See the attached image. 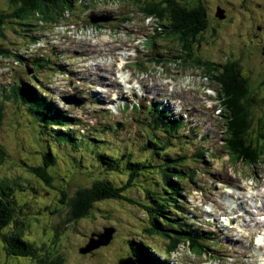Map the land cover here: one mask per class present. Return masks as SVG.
Listing matches in <instances>:
<instances>
[{"label":"rangeland","instance_id":"rangeland-1","mask_svg":"<svg viewBox=\"0 0 264 264\" xmlns=\"http://www.w3.org/2000/svg\"><path fill=\"white\" fill-rule=\"evenodd\" d=\"M237 1L241 0H204L211 19L203 37L207 38L209 42L201 41L196 44L197 46H193L194 56H200L203 60L212 59L223 62L225 60L223 46L226 40H234L235 44H239L236 34L244 30V20L240 22L236 14L229 12L230 9L226 8L227 5L237 3ZM255 1L250 0L252 10L256 9L254 8L256 6H253V4L256 5ZM77 3L78 5L74 6L69 16L60 20L56 25L37 21L35 14L28 19H21L19 22L5 23L2 31L3 38L0 37V46L12 53L23 54L26 57L33 54V59L42 58L44 60L39 61L41 65L33 71L37 75L36 81L27 74V68L26 70L24 68V64H26L28 69H31L34 65L30 62L25 61L22 64L17 63L13 57L0 56V101H2L0 150L3 154L0 162V179L3 178L24 187L21 192H17L15 199V205L20 203V213L17 210L13 216V220L23 222L22 238L33 244L38 255L49 256L46 258L47 261L60 256L63 264H116L118 259L132 255L129 247L130 241L150 245L149 251L151 250L160 260L169 261V264H264V246L257 244L259 235L264 230V226H261V223L264 222V205L258 197L259 195L264 198L259 192H264V160L260 161L257 167L251 169L246 168L240 162H233L235 165L233 170L236 174L230 175L228 170L232 171V169H229L230 165L225 162L227 157L217 143V139L222 134V127L218 124L214 125L210 121L208 111L204 112L206 105H202V100L199 102L198 110L204 111L198 112L196 109L198 113H205H202L204 119L201 130L196 133L198 143L200 142L197 146L208 147L209 153L218 155V159L209 165L210 171H205L199 161L192 162L189 168L199 171L195 174L193 183L190 184L183 182L182 174L169 172L168 175L171 176L173 183L166 188H157L156 196L158 199H162L163 203L171 206L174 202L182 213L190 212V216L193 218V221L190 220L192 224L195 222L196 228L209 234L211 239L216 242L208 247L211 256H202V254L194 256L186 246L182 245L176 248V253L170 255L162 253V249H165L162 240L143 231L147 221L141 208L135 204L126 203L124 200L99 201L90 208L84 217L73 221L70 201H67L73 193L75 194V190L82 186H89L96 178L109 179L113 184L119 185L122 180L121 176H126V172L124 174L120 170L107 172L104 169L106 165H100V158L111 160L118 158L120 165L133 160H143L149 157L150 150H146V147L148 149L150 146L152 135L148 133L146 122L142 119L143 112L135 113L134 120H130V115H132L130 112L119 116L104 113L101 105L96 103L99 97L98 93L94 95L86 88L85 82L90 80V74H83L84 70H79V66L74 63L77 60L75 57L66 56L68 45L63 42L64 50L56 52L55 48L46 44H50L51 39L55 38L58 27L68 20L76 19L77 22H82V25L78 26L80 28L87 25L86 16L91 11L97 14H110L115 20L98 26H89V29L85 30V34L92 32L96 38L109 40L111 44L118 39L132 38L138 28H157L155 19L146 18L137 11L133 0H105L102 6L91 4L87 7L83 6L84 0ZM6 7L5 0H0V11ZM217 7L227 9L229 16L225 15L222 20H219L220 18L215 13L218 11H216ZM261 13L263 14L262 19H264V13ZM125 17L127 20L122 21L121 19ZM235 20L239 23H232ZM254 31L257 30H254L253 27L249 33ZM33 38H37V41L33 42ZM162 41L165 40L162 38ZM44 45L46 46L34 52L36 48ZM147 45L148 42L145 43V46ZM167 45L170 48V54L168 51L164 52L162 58L166 62L159 63L157 67L147 63H142V65L146 69L161 71V74L165 75L167 72L173 71L171 74L179 76L180 70L182 73L195 72L198 81L208 83L207 79L209 78H201L199 69L186 66L183 61L179 62L178 59H171L174 53L182 57L185 56L181 55L178 44L173 45L171 42ZM113 47L114 44L111 48ZM98 53L96 52V56ZM61 54H65L62 59ZM89 59L90 56H88V65L97 61V64L100 65V69L89 65L91 73L103 68L105 60ZM259 60L261 59L258 58L257 61ZM236 61L239 63L242 60L236 59ZM133 66L135 65L133 64ZM61 67H64L65 70L62 71ZM128 68L131 71L130 67ZM241 73L247 75L248 85L251 91L256 94V102L252 107L254 119H259L261 116L264 118V70L258 67L243 68L241 66ZM136 80L138 84V78ZM22 82L29 83L32 88L37 89L43 96L51 100L59 110L65 112L72 124H64L63 131H59L58 126L39 127L30 120L25 107L13 96L6 100L3 98L4 94H11L8 89L13 83L16 85ZM166 85L160 84L164 90ZM70 91L84 100L81 106L67 105L61 100V97ZM137 93H140L139 87L133 91V94ZM90 97L95 99L91 100ZM56 116L66 122L61 113L57 112ZM115 123L123 125L118 129L115 128ZM170 126L168 125L167 128ZM177 127L179 128V124ZM199 129L200 127L196 128V130ZM57 132H66L69 138L73 139V136L75 139L67 140L68 138ZM204 132H207V135L203 136ZM156 135L162 137L165 133L160 129ZM162 141L166 144L171 143L170 150L174 149V152L177 153L185 152L188 156H192L195 150L191 145L186 147L189 141L196 143L191 138L189 140L182 136H172L171 138L163 137ZM175 142H179L183 147H177ZM145 143L146 147H144ZM42 151L45 153L50 151L55 158L54 163L47 168V172L53 178V187L46 186L26 168L27 165H36L40 162ZM158 152L160 155L155 157L156 161L161 158V151ZM220 153L224 156L223 160H221ZM206 159L208 161V158ZM218 168L224 170L218 172ZM240 170L241 172L238 174L237 172ZM137 180H139L140 187L135 184L129 189L127 195L136 201H145L147 200L146 194L139 189L143 188L142 186L150 179L140 175ZM246 180H252L253 185L245 183ZM175 181L178 184H175ZM228 185L234 186L236 191H225ZM173 186L174 190L171 189ZM60 189L66 193L63 203L60 202L62 198ZM167 191L173 192V195L167 194ZM257 192H259L258 195H256ZM170 197L177 199L178 203ZM32 206H38V208L32 209ZM10 225L8 223L4 231L10 230ZM104 227H112L115 230L111 242L106 246L95 247L87 254L80 253L78 248L88 242L92 233L105 232ZM231 228H235V230L233 231ZM229 229L233 232L227 236ZM209 231L213 233L214 237L208 233ZM94 238L97 236L95 235ZM2 245L0 241V264L36 263L37 255L6 254Z\"/></svg>","mask_w":264,"mask_h":264},{"label":"trees","instance_id":"trees-1","mask_svg":"<svg viewBox=\"0 0 264 264\" xmlns=\"http://www.w3.org/2000/svg\"><path fill=\"white\" fill-rule=\"evenodd\" d=\"M77 1L80 0H5L7 7L0 11V37L3 38L2 31L5 23L19 22L21 19H28L30 16H35V14L37 18L49 21L67 12V10H72L74 3ZM135 4L145 15H151L158 20L161 26L157 32L158 34H165L169 42L170 40L178 41L180 51L185 52V56L180 57L183 63H188L191 66H198L199 64L209 72L208 76H211L209 81L216 83L222 92L220 98L222 108L225 110L223 119L227 126L226 138H224L225 149L229 153V159L231 162L240 161L246 167L255 166L264 156V118L263 116L259 119L253 117L252 107L256 102V94L251 91L247 79L241 73V64L239 65L237 61L231 58L220 63L209 60L202 61L199 57L194 56L195 49L193 46H197L196 44L201 41L209 42L207 38L203 37L209 16L204 0H144V3L135 2ZM0 55L16 59L15 54L2 46H0ZM237 59L240 61V58ZM30 61L35 66H40L38 63L41 61L40 59H31ZM34 78L36 79L35 76ZM9 91L11 94L5 96H13L21 105H27L31 114L44 124V128L49 127L45 123L49 125L56 124L59 127L64 124L56 116L57 112H54L52 102L43 98L29 83L22 82L13 85ZM1 108L0 105V110ZM149 109L155 110L154 108ZM163 114L174 115L171 108L163 105V108L156 112V118H152L153 126H148L152 135L151 144L147 149L150 150L149 157L143 160H133L124 165H120L118 158L112 160L100 158V165H106L104 169L107 172L120 170L123 173L126 172V176H121L122 180L119 185L113 184L109 179L96 178L89 186H82L75 190V194L73 193L74 195L72 194L73 196L71 195L67 201H70L71 205V218L74 219L73 221L81 219L99 201L115 198V200H124L126 203H132L141 208V212L147 221L143 231L162 240L165 247V249H162V253L170 255L176 252L175 250L179 245H182L186 246L194 256L197 254L206 255L211 241L210 235L194 227L190 212L182 213L174 202L171 206L163 203L162 199H158L156 196L157 188H166L173 183L171 176L168 175L169 172L182 174L183 182L190 184L193 183L196 169H190L188 167L189 162L201 159L204 164L208 165V162L203 159L204 150L202 151V149L195 151L192 156H188L185 152L175 157L169 155L166 149L168 144L156 135L160 127V120L165 118ZM176 129L177 124L174 121L170 128H165L166 134L169 136L171 130H173L172 133H175ZM177 143L179 144V142ZM231 148L233 149L231 150ZM158 151H161V158L156 161L155 157L160 155ZM2 157L3 154L0 150V162ZM54 161V155L50 151L47 153L42 151L40 162L36 165H27L26 168L46 186L53 187V178L47 172V168ZM140 175L150 179L141 188L147 198V200L141 202L127 195L132 186L135 184L140 185L139 180H137ZM174 183L178 184L176 181ZM23 189L24 187L16 183H11L3 178L0 179V241L3 244L4 252L18 256L37 255L35 264H63L60 256L54 257L51 261L50 258L47 261L46 258L49 256L38 255L33 244L22 238L23 222L13 220V216L17 210L20 213V203L15 205V199L17 198V192H21ZM171 189L174 190V186ZM60 192L62 196L60 202L63 203L66 193L62 189H60ZM167 194L173 195V192L167 191ZM170 199L178 203L177 199L172 197ZM31 208L36 209L38 206H32ZM8 223L11 224L10 230L4 231ZM129 247L131 256L137 264H169V261L160 260L151 250L149 251L150 245L130 241Z\"/></svg>","mask_w":264,"mask_h":264},{"label":"flooded vegetation","instance_id":"flooded-vegetation-1","mask_svg":"<svg viewBox=\"0 0 264 264\" xmlns=\"http://www.w3.org/2000/svg\"><path fill=\"white\" fill-rule=\"evenodd\" d=\"M255 4L256 5L253 4V6H256L254 7L256 8L254 10L250 8V0H241L239 2L237 1V3H232L230 5H227L226 8L230 9L229 12L235 13L236 16L240 19L239 20L240 22H243L244 20V24H243L244 30L236 34V38L239 39V44H235L234 40H230V41L226 40L225 45L223 46L224 48L223 52L227 54L228 57H232L231 59H234L235 61L237 58L242 59L243 63H241V65L237 62L240 65V67L243 66V68H250L252 66L264 70V19H262L263 14L261 13V12L264 13V1L256 0ZM206 9L208 10L207 5H206ZM238 9L240 10L238 11ZM217 10H222L223 11L222 14L224 16L225 15L229 16V12L227 9L223 7H217L216 11ZM210 19L211 17L209 15L208 22ZM234 22L236 24L239 23L237 20L233 21L232 23ZM207 27L208 24L205 30L207 29ZM253 27L254 30L257 31H254L253 33L250 34L249 32L253 30ZM258 58H260L261 60L257 61L256 59ZM254 73L256 74L257 71L255 70Z\"/></svg>","mask_w":264,"mask_h":264},{"label":"water","instance_id":"water-1","mask_svg":"<svg viewBox=\"0 0 264 264\" xmlns=\"http://www.w3.org/2000/svg\"><path fill=\"white\" fill-rule=\"evenodd\" d=\"M222 12H223L222 10H218L216 12V16L220 19L225 17L222 14ZM88 18L90 19L91 22H94V23L108 19V18H105L104 16L96 15L94 13H90ZM63 101L65 103L68 102V104H74L76 106H79L82 103V101L78 100L75 95L66 96L63 98ZM104 230L105 232H102V233H98V234L92 233L90 237L91 239L89 238L88 242L85 243L83 247L81 246L80 248H78V251L80 253L86 254L87 252H91V250L95 247L108 245L113 238V234L115 230L112 227H104ZM95 235L97 236V238H94ZM116 264H136V261L134 260L132 256H128L126 258L118 259Z\"/></svg>","mask_w":264,"mask_h":264},{"label":"clouds","instance_id":"clouds-1","mask_svg":"<svg viewBox=\"0 0 264 264\" xmlns=\"http://www.w3.org/2000/svg\"><path fill=\"white\" fill-rule=\"evenodd\" d=\"M85 1V0H84ZM1 56V55H0ZM6 94L3 95V98L6 100L7 97L5 96ZM0 105H1V101H0ZM2 106V105H1ZM25 109L27 110L28 116L30 118V120L34 123H36L39 127H43L44 124H42L41 122H39L36 118H34V116L30 113L29 108L24 105ZM2 109V108H1ZM45 125L47 126L48 123H45ZM66 138H69L68 135H65Z\"/></svg>","mask_w":264,"mask_h":264},{"label":"bare ground","instance_id":"bare-ground-1","mask_svg":"<svg viewBox=\"0 0 264 264\" xmlns=\"http://www.w3.org/2000/svg\"><path fill=\"white\" fill-rule=\"evenodd\" d=\"M256 48H257V47H256ZM256 48H255V49H256ZM257 51H258V50H257ZM257 53H258V52H257ZM256 60H257V59H256ZM211 74H212V73H211ZM223 93H224V92H223ZM163 105L169 107V105H167V104H163ZM169 108H170V107H169ZM127 117H128V116H127ZM230 117H231V116H230ZM232 120H233V119H232ZM116 121H117V120H116ZM103 126H104V125H103ZM220 127H221V126H220ZM102 131H103V130H102ZM233 133H234V132H233ZM256 137H257V136H256ZM243 138H244V137H243ZM256 139H257V138H256ZM259 139H260V138H259ZM261 140H262V139H261ZM256 141H257V140H256ZM258 141H259V140H258ZM262 141H263V140H262ZM237 143H238V142H237ZM259 143H260V142H259ZM235 144H236V143H235ZM235 144H234V145H235ZM234 145H233V147H235ZM261 145H262V143H261ZM244 148H245V147H244ZM232 149H233V148H231V150H232ZM244 150H245V149H244ZM243 156H244V155H243ZM245 158H246V157H245ZM248 161H249V160H248ZM246 164H247V163H246ZM249 167H250V166H249ZM139 180H140V179H139ZM144 180H145V179H144ZM142 184H143V183H142ZM142 184H141V185H142ZM138 186H139V185H138ZM147 186H148V185H147ZM191 186H192V185H191ZM139 187H140V186H139ZM142 187H143V186H142ZM148 188H149V187H148ZM187 188H188V187H187ZM187 188H186V189H187ZM149 189H150V188H149ZM186 189H184V190H186ZM194 189H195V188H194ZM140 190H141V189H140ZM152 190H153V189H152ZM201 190H202V188H201ZM146 191H147V190H146ZM141 193H142V192H141ZM148 193H150V192H148ZM187 193H188V191H187ZM181 195H182V194H181ZM261 195L264 196L263 193H261ZM141 196H142V195H141ZM140 198H141V197H140ZM115 199H116V198H115ZM186 202H187V201H186ZM179 203H180V202H179ZM183 203H184V202H183ZM181 205H182V204H181ZM182 206H183V205H182ZM182 206H181V207H182ZM182 210H183V209H182ZM187 212H188V211H187ZM188 213H189V212H188ZM198 216H199V215H198ZM187 218H190V217H187ZM263 221H264V220H263ZM192 230H193V229H192ZM261 233H262V232H261ZM260 235H261V234H260ZM260 235H259V236H260ZM228 236H230L229 233H228ZM141 241H142V240H141ZM208 243H209V242H208ZM213 243H214V242H213ZM260 244H264V240H263V239H262V242H260ZM205 245H206V244H205ZM212 245H213V244H212ZM207 246H208V245H207ZM209 246H210V245H209ZM217 248H218V247H217ZM215 249H216V248H215ZM213 251H214V250H213Z\"/></svg>","mask_w":264,"mask_h":264}]
</instances>
